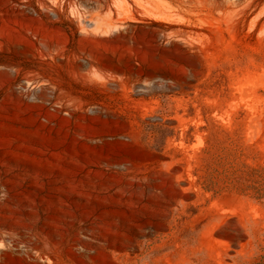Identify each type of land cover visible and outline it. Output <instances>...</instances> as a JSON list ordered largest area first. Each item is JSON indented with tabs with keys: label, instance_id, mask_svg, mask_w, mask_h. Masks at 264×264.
I'll list each match as a JSON object with an SVG mask.
<instances>
[{
	"label": "rangeland",
	"instance_id": "rangeland-1",
	"mask_svg": "<svg viewBox=\"0 0 264 264\" xmlns=\"http://www.w3.org/2000/svg\"><path fill=\"white\" fill-rule=\"evenodd\" d=\"M0 264H264V0H0Z\"/></svg>",
	"mask_w": 264,
	"mask_h": 264
}]
</instances>
